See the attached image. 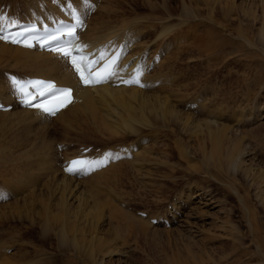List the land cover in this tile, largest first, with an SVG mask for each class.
Instances as JSON below:
<instances>
[{
    "label": "bare ground",
    "instance_id": "1",
    "mask_svg": "<svg viewBox=\"0 0 264 264\" xmlns=\"http://www.w3.org/2000/svg\"><path fill=\"white\" fill-rule=\"evenodd\" d=\"M13 1L12 9H17V7H19L18 4L22 6L25 5L23 3L24 1ZM101 1L102 0H30V3L25 6L27 12H24L25 15L23 17H11V15L6 21L4 17H2L0 22V25H17L22 22H39L41 18L45 21L52 18L61 19L63 15L59 10V6H63L66 11L68 9L69 11H77L80 14L86 26V31L83 33L86 47L90 51H93L95 55L104 56V59L100 61L99 64L107 60L120 45L124 46L125 51L117 67L115 78L111 79L108 84L85 88L81 86L67 61L59 55L42 53L32 49H23L0 41V102L4 103L6 106H14V109L10 112H0V116L10 117L11 119L13 118V120L17 118L23 123H21L22 125H28V131L27 133L25 131V133L31 138L30 144L33 139L32 137H34L35 134L41 133V136L39 135L40 144L39 146L37 145L38 148L32 144L33 147L35 146L39 150L38 153H36L38 159L35 158V155L32 154L30 149L24 152L20 151V149L19 151L23 153L19 152L20 154L17 153L15 156L9 155L5 149H0V156L3 158L1 162L5 169L4 172L8 175L13 173L16 174L12 178L6 177L5 182H2L0 190V197H3L0 198V264L50 263L41 262V260L38 259H36L37 261H33V259L31 261V259H29L26 245L27 236L25 235L26 232L23 230L26 226L18 227L19 225L15 226L12 224L13 221L17 219L22 222L23 219L25 221H30L31 218L29 214L31 213L36 215L39 220L44 221L43 224L48 225V228L53 225L51 227L52 231L57 229L55 235L57 237L58 248L61 250L64 248L66 249V247L71 249L72 252H76L74 254H79V256L82 257L85 261L84 263H90L93 256L90 249L91 245H88L92 242L89 241L85 233L92 225L90 216L92 212L95 213V210L100 213L108 210L113 216L116 215L118 219L123 221H128L130 219L142 224L144 223V225L146 223V226L150 227L151 221L156 219L155 214L152 213L153 215H148V219H146L139 217L136 212L130 213L127 210L129 207L126 204L127 202L124 201V198V200H122L119 196L123 194L121 192L118 194V192L119 186L123 185L125 181L129 179V174L131 177L134 176L135 179L138 178V180L142 178L141 180H143V183L146 184L145 186L148 187L150 184L147 183L146 177L150 178L147 175L149 167L152 166L155 171H159L162 166L165 168L167 165L172 166L174 161L169 157L172 151L170 150V145H167L160 139L162 136L163 139H171L169 134H173V129L166 125L174 124L177 127L178 133L180 132L179 134L190 137V140L196 139L197 143L195 145H192L193 142L190 140L187 142L188 138H186V141L182 140V138L175 139L174 147L179 157L186 160L188 159V161L191 162L196 159L194 157L196 154L202 153L204 154L203 163L205 164V166H203L207 170L208 164L211 165V163L217 161L219 157L220 159L222 158L221 163L224 169H226V167L229 169L242 168L244 172L247 173V177L250 174L254 175V177L258 175L260 179L264 180V166L252 155L251 149H249L248 145L245 143V137H241V133H236L237 131L234 132L232 129L226 128L225 125L219 128L215 127L216 124H218L215 121L219 120L220 113L222 112L219 109L221 105H216V100L220 96L221 99L223 96L225 97V94L229 91L228 89L219 90L217 88L218 83L212 82V80L206 83L208 86L204 85L203 92L205 89L208 90L204 93V96L207 97L202 98L201 95L199 100L193 105V108L196 106L195 109H198L196 111L198 114L204 115L202 122L199 121L196 116H193L192 112L195 110L189 113L188 111L180 109V104L184 109L186 104L182 105L184 102L182 101L183 103H181L178 100L185 101L190 99L196 91L193 93H189V91L191 89H198L200 86L199 79L202 78L191 76L190 74H194L195 72H191L187 65H189V63H196V65L198 66L199 64L202 69L208 68L212 64L221 66L222 64L224 65L225 60L227 61L228 58L235 53V50H239L238 47L234 48L235 45L232 43L231 39H227L225 36L223 38L222 32H225V28L221 20L213 16L217 7L209 5L210 3L208 1L211 0H179L180 6L177 8L180 12L179 14H176L177 12L172 6V0H156L159 2H157L158 4H156L155 0H140L141 5L147 6L150 13L147 15H138L128 21L120 20V18L117 17V13L127 0H103L102 3ZM136 1L137 0H133L134 3H136ZM160 4L163 6V12L158 11ZM8 5L11 6V4ZM229 8H231L232 11L234 6ZM250 9L251 8H249L247 12L246 9L243 8L247 14ZM8 10H10V8ZM94 10L97 11L92 15ZM205 14L209 17H206ZM203 22H209V25L206 26H215L221 31H213V29L206 28V30H203L201 29L202 26L204 27L202 24ZM198 32L200 35H197L199 34ZM184 33H187V36L185 34L187 41L184 44H180V50L177 53L176 50L178 49V45L175 46L172 42ZM261 35V39L264 41L263 29L261 30ZM190 39H192L193 42H190ZM216 40H219V44ZM249 45H251V43ZM153 49H155L156 52H153ZM225 53V59H223L224 61L222 62L220 55ZM173 59L176 61L172 64L171 61H174ZM220 59L222 64L219 63ZM169 60L170 63L168 62ZM158 65L159 67H157ZM169 65H176L175 70L171 69V67L169 68L174 71L173 74L175 75H171L173 76L171 81H176L175 79H177L178 74H180V81L176 90H172V92L165 90L164 92L161 87L164 82L165 84L167 83L165 81L167 80L166 70ZM8 68L29 72L30 75L26 76L27 74H24L25 77L13 73L23 80H27L30 77H43L49 80H55L59 86L74 88V102L54 118H48L40 111L21 108L6 78V75L10 73L7 71ZM194 68H196V66ZM169 69L168 72H170ZM137 71L140 72L139 84L141 87L138 86L137 83H129L127 86L120 85L122 81H129L131 76H136ZM170 74H172V72ZM171 76H168L169 80ZM168 83L166 85H168ZM160 84H162V86ZM169 85L171 86L170 83ZM173 87H175V85H173L171 89ZM220 87L219 85V88ZM168 94H170L172 98L169 97ZM212 94L217 96L216 100L214 99L215 97H212L214 100H209ZM231 94L232 93L229 94L230 97L232 96ZM227 95L226 97H229ZM208 103H210L209 107ZM187 105L186 107H188ZM212 106H215L214 109L210 108ZM188 108L190 110L191 107L189 106ZM212 115L217 118L214 119ZM139 116H142L141 121L138 120ZM51 126H53V128ZM52 129L53 131H61L62 141H60L59 138V140L52 138ZM128 132L129 135H127ZM71 135L77 140L71 139ZM177 137L179 136L177 135ZM80 141H94V146L98 145L96 143L107 145L105 148L102 147L99 150L102 153H98L95 147L90 151H86L91 148L89 144L86 147H81L78 151L79 154H74L75 151L71 148V145L74 142H78L79 146H83L82 143L80 144ZM92 145L93 144H91V146ZM17 147L16 149H18ZM59 147L62 148L61 151ZM22 149L25 150L24 148ZM12 152H18V150H11V153ZM78 157L88 158L90 161H92L91 158L97 159V161L101 160L107 163V167L105 169L99 168L96 172H90L88 175H85L83 172L68 174L65 169L69 161ZM56 158L58 167L52 170L49 168V163L51 159ZM159 164H161V166ZM32 165H35L38 170ZM219 165L220 164L217 163V168ZM124 166L125 170H122ZM200 169L201 168H198L196 170L200 171ZM219 170L218 172H220ZM220 173L218 174L220 175ZM207 174L210 175V172H207ZM45 176L47 178L52 177L54 179L52 181H56V183L53 184V190L51 192H45L44 190L47 186L43 183ZM82 176H87V178L82 179ZM131 177L130 179L135 180ZM259 178H257L258 181ZM81 185L91 186V189H95V192L98 190L99 192L96 197L92 195L95 199L98 198L99 203H90L89 200L92 198L87 195V189L83 190L80 187ZM154 186L156 185L154 184ZM104 188H109L110 191L106 192L103 190ZM231 188L235 194L236 200L239 201L241 207L244 208L245 215L249 217L248 221L252 229L251 233L254 234V238L256 239L260 236L259 233H261V231L258 232V224L255 221L256 214L249 208L252 202H250L247 196V191H245L246 193L243 195L242 193L244 190L243 188L241 189V186H231ZM102 190L104 191L103 196L100 195ZM261 190L262 196L259 202L264 206V189ZM29 191L31 192L28 193ZM25 194H27L26 198H24ZM89 194L91 193L89 192ZM113 194L119 196V198H115L116 202L113 200ZM30 195L32 198L29 200L28 198H30ZM187 196L188 200L186 199L185 202L179 200L172 204L173 206L169 203L167 208L169 209L171 205V209L168 210V213L172 214L173 220L178 221L180 218L178 216L184 214V212H182L185 208H182L183 204L191 207V205L194 204L193 200L200 199L201 197L204 199L207 198L206 192L198 194L191 192V190ZM210 199L207 198V203ZM2 201L6 202V204ZM50 203H53L51 207H49ZM74 208L81 210V213H75ZM144 213H146V211ZM102 214V217L105 216L104 213ZM165 214L167 215V213ZM99 220L101 221V216L99 219L94 220L93 223ZM25 221L23 223H25ZM5 222L7 223L6 225ZM164 222L171 224V220L168 218L166 221L164 220ZM222 223H224V221ZM94 226L96 227V225ZM2 227L9 229L10 233L13 235L12 237L10 236V238H12L10 241L7 236L8 232L4 231ZM86 227L87 229L84 232L83 229L79 230L80 228ZM220 227L224 228L222 225H220ZM233 229L235 232H239L238 227L234 225ZM64 231H67L68 236H70L69 239L63 240L60 238L61 233ZM75 232L78 234L75 235ZM98 239L99 238H97V240ZM7 240L9 242H7ZM239 241L242 240L239 239ZM102 242L101 240V243ZM101 245H103V243ZM241 246H243V244ZM11 247L16 248V252L13 254L10 253V257L6 258V255L9 253L7 251ZM256 248H258L257 250L260 249L258 252L262 251L263 254L264 240H261L260 245ZM12 249L10 251H12ZM229 250L231 253L228 252L229 254L227 255L223 253L224 256L235 257V260L238 259V257L240 258L238 260H241V256L248 254L247 251H242L239 246H234ZM239 251L241 252L238 253ZM99 254L106 259H108L109 256L111 258L112 255H119L118 252L113 250L110 246H103ZM224 256L223 258L227 259ZM94 257L96 256L94 255ZM207 258L209 259L210 257ZM25 260L30 262H26ZM108 260L100 264H125V262H112V259ZM66 263L81 264V262ZM92 264L94 263L92 262ZM245 264H253V262H247Z\"/></svg>",
    "mask_w": 264,
    "mask_h": 264
},
{
    "label": "rangeland",
    "instance_id": "2",
    "mask_svg": "<svg viewBox=\"0 0 264 264\" xmlns=\"http://www.w3.org/2000/svg\"><path fill=\"white\" fill-rule=\"evenodd\" d=\"M21 1L22 2L24 1L23 2L25 4L24 6H22L21 4H18L19 7H17V9L15 8L12 9V6H13L12 2H14L13 0H0V22L2 20V17H4L6 21L8 17L10 18L11 15H12L11 17L13 16L23 17L25 13L27 12V9L25 8V6L26 4L30 3V0H21ZM211 1H208L210 3L209 5L217 7V10L213 13V16H215L216 19L221 20L222 24L224 25L223 27L225 28V32H222L223 38L225 36L227 37V39L228 38L231 39L232 43H234L235 45L234 48L238 47L239 50L241 51L237 50L238 51L237 53V51L235 50L236 54L235 53L232 54L228 58L227 61L225 60L224 65L222 64V62L224 61L223 59H225L224 55H226V53L223 55L221 54L220 58L222 59V62H221V59L219 61V63L222 64L221 66L212 64L208 68L202 69L199 66V64L198 66L200 68L196 65V63H189V65L191 66L186 64L188 68H190L191 72H195L194 74L190 72L191 76L196 77V78L198 77H202V78L199 79L200 86L198 87V89L197 88L191 89L189 91V93L190 92L193 93L194 91H196L195 94L190 99L185 100V101L178 100L181 103L184 102L182 105L188 104L187 106L188 107L190 106L192 109L190 108L189 110V108L186 107V105L184 109L181 106V104H180V109H183L184 111H188L189 113L195 110L192 112L193 116H196V118L202 122L204 115L202 116L198 114L196 112L198 109H195L196 106L193 108V105H195V102L199 100L201 95H202V98L207 97V96H204L205 91H208L207 89H205L203 92L204 85H206L207 82L212 80V82L214 81L215 83L216 82L218 83V87L217 86L216 87L219 90H224L225 88L228 89L229 90V91L227 90L228 93L225 92L226 93L225 97L223 96L222 99H221V96L218 97L217 99V96H214L215 94L210 95L211 97L209 100L217 99L218 102L216 100V105H221L219 109L220 111H222L220 113L221 115H220L219 120L215 121L216 123H218L216 124L215 127L219 128L225 125L226 128L232 129L234 132L237 131L236 133H241V137L242 136L245 137V143L248 145V148L251 149L252 155L256 157L257 159L256 158L255 159L258 160V162H260L264 166V41L261 39L262 29H263V35H264V28H263L264 27V0H219V1L211 0ZM155 2L156 4L159 3L156 0ZM8 4H11V6H9ZM172 4H173L172 5L173 8L177 12L176 14H179L180 12L179 10H177L178 6H180L179 0H172ZM231 6H234V9L232 11H231V8H229ZM6 8L8 9L10 8V10ZM243 8L246 9L247 12L249 8L251 9L249 10V13L247 14L245 13V10H243ZM163 10H164L163 6L160 4V6L158 7V11L163 12ZM96 11L97 10H95V12ZM149 11L150 10L148 9L147 6L141 5L140 0H137L136 3H134L133 0H127V2H124L122 8L117 13V17H119L120 20L128 21V20H131L137 17L138 15H147L150 13ZM94 14L92 12V15ZM205 16L209 17L207 14H205ZM203 19L205 21L204 17ZM202 24L204 25V27L202 26L201 28L203 30L206 28V29H213V31L214 30L221 31L215 26L213 27L206 26V25H209V22H203ZM200 33L197 35H200ZM185 34L187 36V33H184L182 36L178 37L176 40L172 42L175 44V46L178 45V49L176 50L177 53L180 50V44L181 43L184 44L187 41ZM245 40L247 43L245 42ZM190 42H193L192 39H190ZM216 42L219 44V40H216ZM250 43L251 45H249ZM153 50H152L153 52H156L155 49ZM170 60L168 61L169 63H170ZM175 61L176 60L171 61V63L173 64V62ZM194 65L196 66V68H194L195 67ZM175 66L169 65L168 69L171 67V69L175 70ZM157 67H159V65ZM168 69L166 70L167 80L165 81L167 83L170 81L169 83L171 84V86L169 85V83L168 85H166L167 83L165 84L164 82L163 86L164 88L166 87L164 89L162 84H160L164 92L165 90L170 91V92H172V90H176V87L178 86L179 81H180L179 80L180 74L177 75V79H175L176 81L174 80L171 81V79H173V76L171 75H174L173 74L174 71L169 69L170 72H168ZM7 71H9L10 73L11 72L15 73L17 75L20 74L22 75V77L23 76L25 77L24 74H27L26 76L30 75L29 72H26L23 70H15V69L12 70L8 68ZM171 72L172 74H170ZM168 76H171L172 78L169 77L170 78L169 80ZM172 84L175 85V87L171 89V87L173 86ZM219 85L221 86L220 88H219ZM168 86L170 87L171 90L169 89ZM206 86H208V84ZM230 93H232L231 94L232 98L229 96ZM168 95L169 97H171L170 94ZM226 95L229 96L232 100L229 97H226ZM212 97L213 98L215 97V98L213 99ZM223 98H227V99H223ZM227 104H229L230 106ZM209 105L210 103H208V107ZM212 107L210 108L214 109L215 106L213 108ZM216 116H219V115H216ZM205 118H206V115H205ZM213 118L216 119L217 117L213 116ZM141 119H142V116H139L138 120L141 121ZM12 120L13 118L11 119L10 117L0 116V149L1 148L5 149V151H7L8 154L12 156H15L17 153L18 154L23 153L24 151L30 149L32 151V154L35 155V158H37L36 153H38L39 151L37 148L40 144L39 138L41 136V133L37 135L35 134V136L32 135L34 137H32L33 139L30 144L31 138H29V136L26 135L29 126L27 124L26 125L28 127L22 125L23 123L17 118H15L13 122ZM166 126L173 129V134H169L171 139L169 138L163 139V136L160 139L164 141V143H166L167 145H170V150L172 151L170 152L171 154L169 155V157L170 159H172V161H174L172 166L167 165L166 167L167 169L164 166H162L159 171H155L152 168V166L149 167L147 175L150 178L146 177L147 183L150 184V186L148 187L145 186L146 184L143 183V180H141L142 178H139L140 180H138V178L135 179L134 176L131 177V175L129 174L128 178L130 179L131 177L135 180H132V179L126 180L123 185L119 186V192H118V194L120 192L123 194V195L120 194L119 196L122 198V200L125 199L124 201L127 202L126 204L127 206H129L127 210L130 213L136 212L138 214V213L145 212V211H146V214L148 215L153 213L155 214V217L158 220L157 221L155 219L157 222L156 224L152 222L151 226L147 227L146 223L144 225V223L142 224L137 221L130 220V219L128 221H123L121 219H118L116 215L113 216V214H111L108 210H105L104 212H101V213L95 210V213L92 212L90 216L91 217L90 219L92 221V225L90 226L91 228L89 227L88 228L89 230L86 231V233L87 232L88 233L87 234L85 233L89 241L92 242L88 245L89 246L91 245L90 249H91V252L93 253V256H92L90 263L88 262L84 263L85 261L82 259V257H80L79 254H74L76 252H72L71 249H68L66 247V249L64 248L61 250L60 248H58L57 247V244H58L57 237L55 235V233L57 232V229L52 231L51 227L53 225L48 228V225L43 224L44 221L39 220L36 217V215L31 213L29 214L31 218L30 221L28 220L25 221L23 219V222L25 221V223H23L21 220L17 219V220H14L12 223L15 226L19 225L18 227L26 226L23 230L24 232H26L25 235L27 236L26 245L28 249L27 255L29 259H31V261L32 259L33 261H37L36 259H38V260H41V262H50L48 264H67L66 262H81V264H92L93 262L94 264H98V263L100 264L101 262L102 263L106 262L108 259H112L111 260L112 262H125V264H197L198 262H203V263H198V264H207V263L208 264H227V263L228 264H245L247 262H253V264H262V263L264 264V257H263L264 250L262 254V251L258 252L260 251V249L257 250L258 248H256L257 246L260 245L261 240H264V206L261 205L259 202L261 199L260 197L262 196L261 189H264V180L260 179L258 175L256 176L257 178H259V181L261 180L260 182L258 181L256 176L254 177V175L252 174L249 175L250 177L249 176L247 177V173H245L242 168L229 169L226 167V169H229V170L224 169L221 163L222 158L220 159L219 157H218V160L219 159L220 160L212 162L211 163L212 166L208 164V170L205 169L204 167L205 166V164L203 163L204 154L202 153L196 154V156H194L196 159L192 160L193 162L188 161V159L186 160V159L179 157L177 155L176 148L174 147L175 139L182 138V140L186 141V138H188L187 142H189L190 137L186 135L184 136V134L183 135L179 134L180 132L178 133L177 127L174 124H170ZM51 127L53 128V126ZM51 133H52L53 139H56V140L60 139V141H62L61 131H53L52 129ZM127 135H129V132L127 133ZM177 135L179 137H177ZM70 137L73 140H77L73 135H71ZM190 141L193 142V143L191 142L192 145H195L197 143L195 138L193 140L191 139ZM85 142L80 141V144L82 143L83 146H79L78 142H74L71 145V148L74 149L75 151L74 154L75 153L79 154L78 151L81 147H86L89 144H90V147H93L95 143L94 141H89V142L85 141ZM20 143H21V146H20ZM32 144L35 146L38 145L37 148L35 146L33 147ZM91 144L93 145L91 146ZM96 144L98 145L94 146L95 150H97L98 148H102V147L105 148V146L107 145V144L104 145L103 143H100L101 145L99 143H96ZM16 147L18 149H16ZM22 148H24L25 150H23ZM14 149L18 150V152L11 153V150L16 151ZM60 149L61 148L59 147V150ZM19 150L23 152H20ZM97 151L98 153H102L99 150ZM2 159L3 158L0 159V190H1L2 182H5L6 177L12 178L16 175L14 173L11 175H8L4 172L5 169L2 166V162H1ZM217 163L220 164L218 166L220 170L217 168ZM159 165L161 166V164ZM214 165H215V168H214ZM32 166L36 167L35 165H32ZM57 167H58L57 158L51 159L49 163V168H51L52 170H55L57 169ZM198 168H201L200 171L196 170ZM36 170H38L37 167H36ZM122 170H125V166H124V169L122 168ZM218 170L221 173L218 172ZM206 171L210 172V175H208ZM256 171H259V170H256ZM218 173H220V175ZM46 176L43 179V183L47 185L44 188V190L45 192H51L53 190V184H55L56 181H52L54 180L52 177L47 178ZM86 178L87 176H82V179H86ZM154 184L156 186H154ZM231 186H234V187L241 186V189L243 188L244 190V192L242 193L243 195L244 193H246L245 191H247V196L250 202H252L249 208L253 213L256 214L255 221L258 224L257 225L258 232L261 231V233H259L260 236L257 237L256 239L254 238V234L251 233L252 229L250 228L251 226L248 221L249 217L248 215H245L244 208H242L239 201L236 200L235 194ZM80 187L83 190L87 189L86 190L87 195L90 196V198H92L89 200L90 203L92 204H94L95 202L99 203L98 198L95 199L96 195L99 192L98 190H96L97 192L96 193L95 189L94 190L91 189V186L81 185ZM103 190L106 192L110 191L109 188H104ZM103 190L101 191V194H100L102 196L104 194ZM190 190L191 192H195L198 194H201L202 192L203 193L206 192L207 198L209 199L211 198L212 200L210 199L208 203L206 201L207 198L204 199L203 197H201L200 199L193 200L194 204L191 205L192 208L186 204L185 205L183 204L182 208L185 207L184 208L185 210L183 209L182 212H184V214H181V216H178L180 217L178 220L179 222L176 220H173L172 214L168 213V210H170L167 208L169 206V203H171L172 205L175 202H178L179 200H183V202H185L186 199L188 198L187 194L189 195ZM31 191H29L28 193H30ZM89 192L91 194H89ZM93 192L96 194H94ZM263 193H264V190H263ZM31 195L29 196L30 198H28L29 200L32 198ZM119 196L113 194V198H114L113 200L115 201V198H119ZM26 197H27V194L24 195V198ZM2 202L6 204V202L4 201ZM52 204L53 203H50L49 207H51ZM74 211L75 213H81V210H79L78 208H74ZM102 213H104L105 216L102 217L103 215ZM165 213H167V215ZM100 216H101V221L99 220L93 223V221L99 219ZM157 217L161 218V220L159 221ZM167 218L171 220V224L164 222V220L166 221ZM66 220H67V217H66ZM223 221L224 223H222ZM6 224L7 223L5 222V225ZM67 224H68V220H67ZM94 225H96V227ZM220 225L224 226V228H221ZM233 225L238 227V230L240 233L237 231L236 232L234 231ZM2 228L4 229V231L8 232L7 236L9 237L8 240L10 241L12 239L10 238V236L12 237L13 235L10 233L9 229L4 228V227ZM81 229H83V232H84L87 229V227L80 228L79 230ZM90 232H93V233H90ZM76 234L78 233L75 232V235ZM60 238L65 240V239H69L70 236H68L67 231H64L63 233H61ZM97 238H99L98 240L100 242L97 240ZM239 239H241L242 241H239ZM8 240L7 242H9ZM101 240L103 241L102 242L103 245H101L102 244ZM241 243L243 244V246H241L242 245ZM103 246L112 247L113 250L118 252L119 257L113 256V255L111 258L109 256L108 259H106L105 257H102L99 254V251ZM234 246H239L242 249V251L243 250L247 251L248 254L241 256L242 257L241 260H238L240 259L239 257L236 260H235V257H229V256H228L229 258L226 257V255L229 254L228 252H230L229 249H232ZM11 249L12 251H10ZM7 252H9L8 253L9 256L6 255V258L10 257V253L12 254L15 253L16 248L11 247L10 249H8ZM240 252L241 251H239L238 253ZM223 253L226 255L224 256ZM94 255L96 257H94ZM194 255L196 258L194 257ZM222 255L226 257L227 259H224ZM207 257H210L209 259L211 260H209ZM222 259H224L225 261ZM25 261L30 262L28 260H25ZM95 262H98V263H95Z\"/></svg>",
    "mask_w": 264,
    "mask_h": 264
},
{
    "label": "snow or ice",
    "instance_id": "3",
    "mask_svg": "<svg viewBox=\"0 0 264 264\" xmlns=\"http://www.w3.org/2000/svg\"><path fill=\"white\" fill-rule=\"evenodd\" d=\"M77 26H79V19L77 18ZM34 31V29H31ZM27 31V30H26ZM61 35H67L69 37L75 36V27H68L65 32H62ZM2 39H7L8 37H0ZM59 36H54L52 39H59ZM13 43H18L19 41L16 39L12 40ZM31 46V45H28ZM56 51L60 52L63 56L69 58L70 63L79 74L81 81L85 85L93 84V83H103L105 82L110 76L114 75L113 67L116 63L115 60L110 61L106 64L102 69L96 72L88 71L85 73L84 71V64H85V57L80 56L77 57L73 55V48H57ZM75 51H81L79 47L75 48ZM101 60L104 59V56L101 55ZM89 67L93 63L92 61H87ZM139 75L140 72L137 71L136 78L125 81V83H139ZM13 85H15L21 93L25 96L24 102L32 107H37L44 112L50 113L55 115L56 111L60 107L66 106L68 103L71 102V89L69 88H57L55 84L51 82L45 81H31L27 84H23L20 81H17L15 78L12 80ZM31 87L32 89L36 90V94L33 95L28 91V88ZM37 96H51L53 99H49L45 103L33 104L32 101L36 99ZM86 161L82 160H73L70 162L69 167L66 169L68 172H77L81 170V168L86 164ZM99 163H103L102 161ZM3 198V197H0Z\"/></svg>",
    "mask_w": 264,
    "mask_h": 264
}]
</instances>
